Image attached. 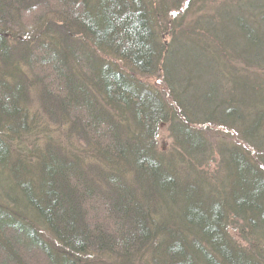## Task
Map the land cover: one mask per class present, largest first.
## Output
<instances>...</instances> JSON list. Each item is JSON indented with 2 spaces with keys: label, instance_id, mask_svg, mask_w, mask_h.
Listing matches in <instances>:
<instances>
[{
  "label": "trees",
  "instance_id": "obj_1",
  "mask_svg": "<svg viewBox=\"0 0 264 264\" xmlns=\"http://www.w3.org/2000/svg\"><path fill=\"white\" fill-rule=\"evenodd\" d=\"M159 1L0 0V168L12 173L0 264H131L144 250L163 264H264V5L250 10L264 1L251 3L252 19L236 7L216 24L206 16L201 37L180 31L193 0ZM30 80L65 137L43 130L45 148L28 162L7 140L36 127L22 108ZM165 123L170 153L157 147ZM209 128L233 135L219 141L222 200L218 178L211 186L201 171L213 156ZM200 191L217 235L192 212L201 204L170 209ZM248 198L256 207L245 210ZM180 244L185 258L173 253Z\"/></svg>",
  "mask_w": 264,
  "mask_h": 264
},
{
  "label": "rangeland",
  "instance_id": "obj_2",
  "mask_svg": "<svg viewBox=\"0 0 264 264\" xmlns=\"http://www.w3.org/2000/svg\"><path fill=\"white\" fill-rule=\"evenodd\" d=\"M162 0H160L159 2H161ZM165 1V0H164ZM167 1V0H166ZM257 2L258 4H260L262 1L264 0H193L192 4L194 6V10H192V12L190 13V15L183 21H180V23L184 22L181 24L180 27V31L184 30V31H195L198 32V34H196L197 36L201 37L205 34V29H204V25L203 22L207 19H205L206 16H211L212 17V21L213 24H216L217 22L221 21L222 16L220 15V13L218 11H223L227 14L226 10H230L233 11L235 10L234 7L239 8V15L241 18H244V16L247 17V19L250 17V14H253L254 16L256 15L255 13H260V11L262 10V6L264 5V2L259 5L258 7L254 8V9H250V10H256L255 13L254 12H249L247 9L250 7L251 3ZM171 2V0H170ZM184 5V4H183ZM20 6V5H19ZM22 6V5H21ZM223 6L225 7L224 10H220V7ZM264 8V7H263ZM52 9V8H50ZM50 9H45L44 11L41 12V15H44L46 17H50L49 14H47V12ZM230 15V13L228 14ZM181 16V15H180ZM243 16V17H242ZM38 15L35 16H31V18H29V20L26 22L28 24H31L33 22H36L38 20ZM210 19V18H208ZM252 19V18H251ZM229 25V23L227 24ZM239 29V28H238ZM206 41L209 44L213 45V39L206 37ZM214 49H209L211 51V53L217 56H222L224 54L225 49L221 48L218 44H215V47H213ZM217 50H220L219 52ZM20 64V63H19ZM21 71V69H20ZM27 72H29V70H27ZM21 74L17 73V75ZM21 76L23 77H27V79H29V77H31L29 74L27 73H23L21 74ZM262 78V75L259 77ZM149 81L157 88H159L160 90H162L165 94H167V88L166 86L159 81L158 78L153 77L151 79H149ZM26 85L28 87V97L29 99H27V101L25 102V107L26 109L23 108L24 113H27L28 119L29 121L34 120V124L36 125V127H34L33 129L24 132L22 135H16L14 136L13 139H11V134H9V140H7V142L10 145V148L13 147L15 151H17L18 153H20V155H22L24 157V159L28 162L33 161L31 153L35 150V148H40L41 150H43L45 148V132H43V130H48V133H50L55 139L58 140V142H60L62 139H64V135H65V130L64 129H60L59 127H57V125L52 121V119L46 115L44 113V111L41 108V103L39 101V88H37V86H35L36 84H34L31 80L28 81V83H23V85ZM26 87V88H27ZM1 122H6L5 120H3L0 117ZM43 125V127H41ZM31 126V125H30ZM24 129V128H23ZM207 134L205 136V138H207V142H211V147H212V153L213 156L210 157L211 153H208V159L209 162L207 163V165H205V168L202 169L201 171L203 172V175H207L209 176V181L208 184H210L212 186V184H215V177L218 178V182L220 183V188H218V193H214L216 194V196H219L220 198L226 195V196H230L229 193V187L225 182L224 179V169L220 168L218 166L219 161H220V156H219V141L222 139H226V140H233V135L230 133H226L221 131L220 129H213V128H209L207 131ZM6 143V144H8ZM174 146V139L171 136V132H170V124L169 123H165L163 125H161L159 127V131H158V136H157V147L165 152V153H170V151H172ZM4 167V168H3ZM10 167L11 164L5 163V162H1V174H0V199L3 201L5 200V190H4V183L6 185V182H8L9 179V175H12L11 171H10ZM11 177H10V181H11ZM242 180V179H241ZM4 182V183H3ZM228 182V181H227ZM208 187V186H207ZM237 186L234 187V189H232L231 192L235 191ZM209 189V188H208ZM207 190V189H206ZM213 192H203L205 195H213ZM201 193V191H200ZM222 193V194H220ZM225 194V195H224ZM211 198V196H210ZM232 198V195H231ZM216 198H214L215 200ZM222 200V198H221ZM241 205L243 207H245V210H248L249 208H252V206L256 207V204L253 200V198H248V199H241ZM204 205L201 204L200 208H198V210L196 209L195 211L193 210L192 212L197 215V220L199 222H201L203 225H206L207 227V231L208 233H212L214 232L215 235H217L218 233H216V231H218V226L215 222H213V220H211V218H209L210 216L207 215V211H205L204 209ZM171 210H173V208H170ZM175 211V210H174ZM169 212V211H168ZM167 210H165V212L163 211L162 213H164L165 215H168ZM240 225V223H239ZM227 229L229 232V235L234 238L238 243L245 245V241L242 239L241 232L238 230V225L237 223H232L230 221V223L227 225ZM185 235L187 236L188 233H184L182 236L185 238ZM213 235V233H212ZM214 236V235H213ZM184 238H182V242H184ZM262 241V239H261ZM201 245V243H200ZM249 246V245H248ZM206 247V246H205ZM175 254H180V256H183V258H185L189 251L185 250V248L180 244L177 247H175L174 252ZM28 257V256H27ZM264 257V254H263ZM96 259V258H95ZM107 262H113V258L110 259H106ZM115 264L120 263L119 260H115L114 261ZM133 262V261H132ZM131 264H151V254L150 252L144 250L142 251L141 255H138L136 257H134V262Z\"/></svg>",
  "mask_w": 264,
  "mask_h": 264
},
{
  "label": "bare ground",
  "instance_id": "obj_3",
  "mask_svg": "<svg viewBox=\"0 0 264 264\" xmlns=\"http://www.w3.org/2000/svg\"><path fill=\"white\" fill-rule=\"evenodd\" d=\"M197 192L192 196V198L190 197L188 198H184V197H174L172 198V203H173V210H175L176 212L182 211L183 209L185 210V208L190 207V206H195V205H199V204H204L205 200H202V196L200 194V192L198 194L200 195H196ZM181 199H180V198ZM210 196L206 197L208 200L212 201L211 198H209ZM174 211V212H175ZM157 261L153 262V259L151 258V264H163V260H162V256H157ZM164 258V256H163Z\"/></svg>",
  "mask_w": 264,
  "mask_h": 264
}]
</instances>
